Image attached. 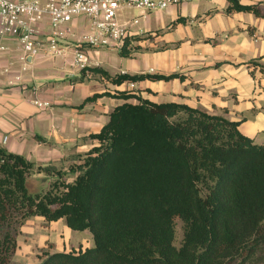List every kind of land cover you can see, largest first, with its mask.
I'll use <instances>...</instances> for the list:
<instances>
[{
	"label": "trees",
	"instance_id": "16d2710c",
	"mask_svg": "<svg viewBox=\"0 0 264 264\" xmlns=\"http://www.w3.org/2000/svg\"><path fill=\"white\" fill-rule=\"evenodd\" d=\"M228 1V12L264 16L258 4ZM142 38L128 37L120 55L133 56ZM90 71L117 85L174 76ZM106 94L123 102L89 135L95 143L74 155L71 180L56 164L0 145V264H9L17 248L14 220L33 216L64 218L71 229L90 230L95 241L48 252L41 264H230L254 254L264 243V143L244 134L239 121L185 102L121 89L84 102ZM36 173L58 177L32 191Z\"/></svg>",
	"mask_w": 264,
	"mask_h": 264
},
{
	"label": "crops",
	"instance_id": "0c3cea01",
	"mask_svg": "<svg viewBox=\"0 0 264 264\" xmlns=\"http://www.w3.org/2000/svg\"><path fill=\"white\" fill-rule=\"evenodd\" d=\"M240 2L264 10V0ZM228 5V0H191L162 11H138L147 26L137 21L130 27L143 36L138 46L147 49L131 57L120 55L118 65L101 59L98 49L88 50V57L112 75H174L125 82L152 101L185 102L239 121L244 134L264 143V16L228 12ZM150 13H156L154 24L146 15ZM178 19L184 21L174 23ZM67 42L65 54L55 58L28 55L23 60V48L15 38L5 39L6 48L0 51V145L36 163L73 161L75 154L95 143L89 135L99 131L123 102L106 96L84 102L107 89L97 81L98 75L82 76L74 65L72 37ZM36 99L49 105H39ZM56 221V230L69 231L64 218ZM53 239V252L64 250L59 234Z\"/></svg>",
	"mask_w": 264,
	"mask_h": 264
},
{
	"label": "built area",
	"instance_id": "2783aa9c",
	"mask_svg": "<svg viewBox=\"0 0 264 264\" xmlns=\"http://www.w3.org/2000/svg\"><path fill=\"white\" fill-rule=\"evenodd\" d=\"M191 0H0V51L4 40L15 38L23 48L22 59L28 55L55 58L64 55L72 37L74 65L91 75L88 50L115 47L135 35L130 25L134 19L122 20L124 10L142 13L166 10L170 6ZM81 15L90 20V30L84 38L74 39L71 21ZM35 102L49 105L47 101ZM6 139V137H5Z\"/></svg>",
	"mask_w": 264,
	"mask_h": 264
},
{
	"label": "rangeland",
	"instance_id": "374dc122",
	"mask_svg": "<svg viewBox=\"0 0 264 264\" xmlns=\"http://www.w3.org/2000/svg\"><path fill=\"white\" fill-rule=\"evenodd\" d=\"M138 11L139 10L137 9L124 10L122 20H130V22H132L134 19H137L139 24L146 27L147 21L141 16V14ZM146 15L149 16L150 23L152 24L156 23V19H155L156 13H150ZM71 23L75 27L74 28L75 36H73L74 39L84 38L85 35L90 30V20L85 15H81L73 19ZM134 23L138 24L137 22ZM148 47L139 46L133 53L144 51ZM97 49L99 50L98 56L101 59H105V60L107 59L110 62L115 63L116 65L119 64L118 60H120L121 57L119 50L117 48L100 47V48H96V50ZM95 53H97V51H95ZM91 60L92 59L89 58V62L94 61ZM95 62L97 61H94L92 66L100 67V65L95 64ZM69 68L70 70L73 71L76 70L72 66ZM97 81L105 84L107 90L104 92L114 93L121 89V90H132L137 93V91L139 92L141 90L139 88L134 87L133 85H132L133 87H129L127 82H123L122 84L117 85L111 82L110 80L101 77H99ZM103 96H106L107 98L113 97L111 95L106 94V95L98 96L96 99L92 101H98ZM77 97H80V92L77 93ZM69 164H71L70 161L64 162L62 164L59 163L58 167L63 168V172H64L63 176L71 180L73 175L71 173L68 174ZM57 177H58L57 174H54L53 176H46L44 173L41 174L36 173L30 179L31 190L37 191L43 188L46 189L50 187V185ZM17 220L16 219L14 220L13 225L11 227L17 239V248L15 252L12 254L9 264H41L44 256L48 252H53V250H55L56 244L53 238L55 235L58 236V234H59L58 244L60 245V248L64 250L87 247V242L89 246L95 245L93 234L88 229H86L85 231V230H75L70 228L69 231L67 232L61 231V229L56 230L58 227L57 221L55 222L47 221L41 216L30 217L27 220H25L23 224H20L19 221ZM176 222H177V227H176L177 240L179 241L182 239V235H183L182 220L180 218H176ZM55 231H57V234L55 233ZM246 258L248 259L243 260V258H238L236 260L230 261L231 262L230 264H243L242 262H247L246 264H264V243H261L260 247L256 248V252L254 254H251Z\"/></svg>",
	"mask_w": 264,
	"mask_h": 264
}]
</instances>
